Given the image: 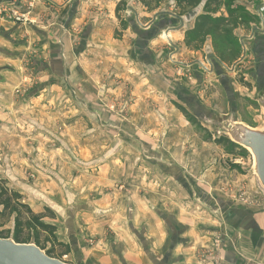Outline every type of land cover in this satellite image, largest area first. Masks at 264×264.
<instances>
[{"label": "rangeland", "instance_id": "374dc122", "mask_svg": "<svg viewBox=\"0 0 264 264\" xmlns=\"http://www.w3.org/2000/svg\"><path fill=\"white\" fill-rule=\"evenodd\" d=\"M21 2L3 0L0 9ZM225 2L246 20L231 33L233 54L219 41L213 47L210 37L188 48L184 35L193 22L171 9V0L153 12L143 10L142 18L137 0H123L115 39L126 31L134 43L122 71L102 63L95 70L90 61L98 57L80 40L81 30L73 34L71 62L63 61L66 46L43 47L29 35L0 31V181L54 226L55 245L43 242L45 234L40 237L49 257L74 264L64 242L76 232L88 249L112 247L121 241V225L129 229L130 217L140 213L177 232L176 245L188 250L189 263L223 264L230 250L238 264H263L242 249L243 240L256 241L255 218L264 213L251 156L218 144L227 137L195 117L233 110L249 127L260 124L264 0ZM37 4L29 23L8 15H0V23L32 35L29 29L40 21L32 17ZM221 12L225 15L224 8ZM154 15L157 21L151 22ZM33 31L34 37L40 33ZM147 32L150 40L163 42L159 63L142 42ZM0 232V239L33 244L30 227L15 237L12 218Z\"/></svg>", "mask_w": 264, "mask_h": 264}, {"label": "crops", "instance_id": "0c3cea01", "mask_svg": "<svg viewBox=\"0 0 264 264\" xmlns=\"http://www.w3.org/2000/svg\"><path fill=\"white\" fill-rule=\"evenodd\" d=\"M2 1L0 0V3ZM122 1L39 0V4L36 5L38 12L35 11L32 17H38L40 21L32 27L33 29H29L32 35L28 32V29L12 25L3 26V22L0 23V31H3L2 36L7 35L9 31L20 33V36L22 34L29 35L32 37L33 42L37 41L39 42L37 45L43 47L66 46L67 51L64 52V57L62 56L63 61L71 62L69 51L74 45L73 34L77 30H81L80 40L93 47L92 56L97 55L98 57L94 61H90L93 65H97L93 66L96 67L95 70L100 71L98 68H100L99 64L102 63L105 69L112 67L122 71L125 65L129 64L128 47L134 43L133 40L128 38L130 34L126 31H121L123 35L120 40L115 39L117 33L120 32L118 17L121 16L122 18L124 13L119 5ZM169 6L172 9V5ZM140 7V17L142 18V15L145 16L142 11L146 12V10L141 5ZM155 15L151 22L156 20ZM140 25H143V22ZM33 30H40V33L34 37L33 35L36 33ZM12 35L15 34L12 33ZM75 41L74 43H77L78 39ZM142 42L148 44L147 46L152 51L151 57L153 59L157 58L160 54L158 48L163 46V42L154 39L142 40ZM154 62L159 63V59H155ZM112 63L114 64L111 65ZM121 75L128 78L126 73ZM100 77V74H97L94 78L98 79ZM141 206L144 209V205ZM130 218L129 229H125L124 225H121L122 231L118 232L121 241L115 242L112 247L105 245L104 248L91 250V248H87L85 237L79 236L78 232L67 235L66 239L68 238V241L64 243L71 248L69 256L72 257L74 264H192L189 263L190 260L186 261L185 254L188 250L176 245L177 232L175 230H165L161 226L158 217L154 215L142 216L139 213L137 216H131ZM255 222L259 224V228L256 227L254 232L257 242L253 239L252 241L247 239V242L243 240L245 244L242 245V249L244 254L251 259L264 264V213L259 214L257 219L255 218ZM247 229L252 232L254 228L250 230L248 227ZM260 230L263 231L261 237ZM80 240L84 241L83 245L80 244ZM103 243H106V241ZM229 251L224 252L226 261L223 264H238L235 255Z\"/></svg>", "mask_w": 264, "mask_h": 264}, {"label": "trees", "instance_id": "16d2710c", "mask_svg": "<svg viewBox=\"0 0 264 264\" xmlns=\"http://www.w3.org/2000/svg\"><path fill=\"white\" fill-rule=\"evenodd\" d=\"M137 1L146 11L153 12L160 8L164 0ZM171 3L178 15L191 17L193 22L192 28L187 30L184 35V43L188 48L193 43L204 42L207 37H210L213 47L215 42L219 41L229 49L230 53H234L236 45L231 37V33L241 28L244 24L243 22L246 21L241 16H238V9L226 7L225 0H171ZM223 8L225 9V15L221 12ZM150 35L147 32V34L142 36V40H149ZM218 144L224 146L228 144L234 148H241L230 142L228 138L219 139ZM24 214L30 216L26 222L21 220ZM11 218L16 232L15 237H21L24 229L30 227L34 232L32 236L33 244L41 250H43L40 246L41 234H45L46 236L45 240H43L45 244L50 243L51 245H55L57 243L54 226L43 223L42 216L34 215L29 206L20 201L19 194L11 191L4 186L3 181H0V227L5 225ZM30 219L32 223H28ZM13 240L18 244L26 243L20 242L16 238ZM46 254L50 256L48 252Z\"/></svg>", "mask_w": 264, "mask_h": 264}, {"label": "water", "instance_id": "95a60500", "mask_svg": "<svg viewBox=\"0 0 264 264\" xmlns=\"http://www.w3.org/2000/svg\"><path fill=\"white\" fill-rule=\"evenodd\" d=\"M256 101L260 109V124L249 127L237 120L230 110L227 114L217 111L195 113L205 126L227 137L230 142L246 150L252 159L250 173L264 194V87L259 86ZM0 264H66L49 257L34 244H18L11 239H0Z\"/></svg>", "mask_w": 264, "mask_h": 264}, {"label": "built area", "instance_id": "2783aa9c", "mask_svg": "<svg viewBox=\"0 0 264 264\" xmlns=\"http://www.w3.org/2000/svg\"><path fill=\"white\" fill-rule=\"evenodd\" d=\"M39 0H22L18 5H11L9 8L0 9V15H8L12 20L17 23H29L31 21L30 14L33 9L34 2ZM264 12V7L261 8Z\"/></svg>", "mask_w": 264, "mask_h": 264}]
</instances>
